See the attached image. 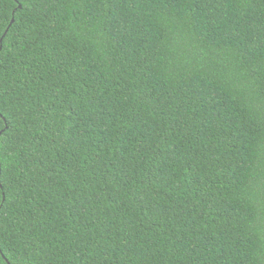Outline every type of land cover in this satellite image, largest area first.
Here are the masks:
<instances>
[{"label": "trees", "instance_id": "1", "mask_svg": "<svg viewBox=\"0 0 264 264\" xmlns=\"http://www.w3.org/2000/svg\"><path fill=\"white\" fill-rule=\"evenodd\" d=\"M0 264H264V0H0Z\"/></svg>", "mask_w": 264, "mask_h": 264}, {"label": "water", "instance_id": "2", "mask_svg": "<svg viewBox=\"0 0 264 264\" xmlns=\"http://www.w3.org/2000/svg\"><path fill=\"white\" fill-rule=\"evenodd\" d=\"M11 23H13V20L11 21Z\"/></svg>", "mask_w": 264, "mask_h": 264}]
</instances>
